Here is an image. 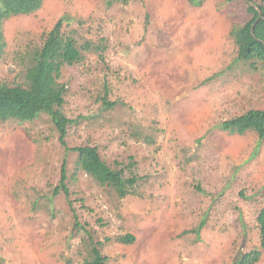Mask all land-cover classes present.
I'll use <instances>...</instances> for the list:
<instances>
[{
	"label": "rangeland",
	"instance_id": "374dc122",
	"mask_svg": "<svg viewBox=\"0 0 264 264\" xmlns=\"http://www.w3.org/2000/svg\"><path fill=\"white\" fill-rule=\"evenodd\" d=\"M43 1L5 23L0 81L26 84L33 53L62 17L81 44L104 40V60L90 52L63 70L64 111L74 122L67 144L97 147L127 176L135 163L141 180L120 199L78 169L48 115L0 122V264H84L85 231L103 244L107 264H233L259 248L264 141L218 129L264 109V68L229 69L231 31L249 20L245 0ZM65 163L70 199L54 195ZM127 234L134 244L117 242Z\"/></svg>",
	"mask_w": 264,
	"mask_h": 264
},
{
	"label": "trees",
	"instance_id": "16d2710c",
	"mask_svg": "<svg viewBox=\"0 0 264 264\" xmlns=\"http://www.w3.org/2000/svg\"><path fill=\"white\" fill-rule=\"evenodd\" d=\"M114 1L110 0L109 4ZM117 1L127 4L131 0ZM187 1L193 7H202L205 3L204 0ZM245 2L249 20L241 26L234 27L231 31V37L237 47V58L229 69L239 64H249L254 69L258 66L264 68V1L261 4L254 0H245ZM43 5V0H0V64L7 48L5 23L20 15L34 14ZM70 21L69 16L62 17L46 34L43 45L32 55L25 85L9 86L0 81V122H33L43 114L48 115L59 133L61 145L67 152L77 154L78 169L89 175L100 186L111 188L120 199H124L136 193V187L141 180L134 171L135 163L129 165L130 174L127 176L125 170L115 169L108 165L97 147L87 145L70 148L67 144L69 128L74 122L66 116L64 111L67 88L60 82L63 70L65 67L83 63L86 60V53L95 52L104 60L106 52L104 40L98 44L92 42L81 44L74 34L66 33L64 25ZM102 101L106 109H113L116 106V103L108 101L107 92ZM218 129L233 135L255 132L262 142L264 141V109L250 110L224 121ZM145 138L150 139L151 137L147 135ZM67 181L65 163L60 185L54 193L55 197L64 193L67 199H70ZM257 224L260 232V247L238 254L233 264H258L260 262L264 253V207L258 215ZM205 225L206 220H203L201 225L192 232L199 237ZM75 226L76 229L83 230L78 221ZM85 233L90 247V259L84 264H107L108 258L102 253L103 244L96 241L88 231ZM116 240L124 245H132L136 242V238L131 234L118 237Z\"/></svg>",
	"mask_w": 264,
	"mask_h": 264
}]
</instances>
